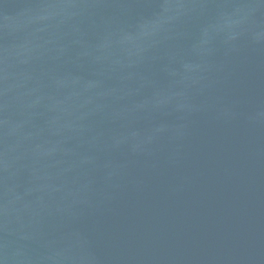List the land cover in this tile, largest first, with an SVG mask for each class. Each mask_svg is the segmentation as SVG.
<instances>
[{
  "label": "water",
  "instance_id": "95a60500",
  "mask_svg": "<svg viewBox=\"0 0 264 264\" xmlns=\"http://www.w3.org/2000/svg\"><path fill=\"white\" fill-rule=\"evenodd\" d=\"M0 264H264V0H0Z\"/></svg>",
  "mask_w": 264,
  "mask_h": 264
}]
</instances>
